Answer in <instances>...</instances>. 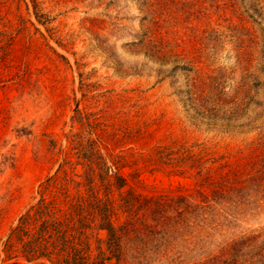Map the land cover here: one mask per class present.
Here are the masks:
<instances>
[{"label":"rangeland","instance_id":"1","mask_svg":"<svg viewBox=\"0 0 264 264\" xmlns=\"http://www.w3.org/2000/svg\"><path fill=\"white\" fill-rule=\"evenodd\" d=\"M114 248L264 264V0H0V264Z\"/></svg>","mask_w":264,"mask_h":264},{"label":"trees","instance_id":"2","mask_svg":"<svg viewBox=\"0 0 264 264\" xmlns=\"http://www.w3.org/2000/svg\"><path fill=\"white\" fill-rule=\"evenodd\" d=\"M177 198L174 197L173 199H177ZM181 199H182V204L185 205V208H189L190 205L188 203H184L185 202L184 197ZM153 203H155V200H154V202L150 203L153 205L154 212L155 213L159 212L158 218L154 221L155 224L154 225H148L147 223H142L140 229L134 227V233L136 234L135 239L137 242V244H136L137 247L136 248L134 247L135 248L134 254L137 256L139 255V252L141 250H143V252H145L146 254H147V252L152 251L151 249H147V250L141 249L142 244L145 241H148V237L150 235L155 236L157 234H160L161 232H163L165 235L166 221L168 219L167 216L165 215V212H166L165 210H167V209L172 210L174 207V205H171L170 200L168 202H166V200H164V201H160V203H158V202L156 204H153ZM103 229H105L108 232V243L107 244L109 245V243H110V245H111V242H112V245L117 244L116 242L120 238L118 236L119 231L117 232L116 229L113 228L109 223H107ZM124 232L127 233L126 231H124ZM161 240H162V242L160 243V246L163 245L165 242L164 238H162ZM116 249L118 250V248L113 249L114 254H113L112 258L116 259V263H114V264H119V263H121L122 260H121V257H119V252H117ZM115 253H116V255H115ZM98 264H105V263H104V261H101Z\"/></svg>","mask_w":264,"mask_h":264}]
</instances>
